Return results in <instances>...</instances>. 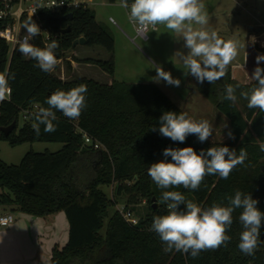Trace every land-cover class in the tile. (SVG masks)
<instances>
[{"label": "trees", "instance_id": "obj_1", "mask_svg": "<svg viewBox=\"0 0 264 264\" xmlns=\"http://www.w3.org/2000/svg\"><path fill=\"white\" fill-rule=\"evenodd\" d=\"M114 2L115 0H108ZM129 4L132 0H128ZM70 18L45 14L43 23L49 28V42L55 40L57 58L72 49V43L83 37L87 46H100L110 53L107 60L75 58L77 62L96 65L109 76L114 73L113 40L96 24L88 7L72 9ZM70 28L61 33L62 29ZM56 35V37H52ZM45 45L41 37L33 42ZM261 50V49H260ZM264 54V49L261 50ZM257 66V64H256ZM255 66V67H256ZM259 66L264 68V61ZM255 69V68H254ZM0 72L14 74L9 80L12 89L8 100L0 103V128L15 123L8 135L0 131V140L10 146L23 142H54L61 144L57 151H27L18 164H7L0 159V206L33 216L49 217L62 212L67 221V240L58 248L53 246L46 259L36 264H264V227L255 254L247 256L239 248L242 225L233 213V224L228 231L231 240L215 251H202L193 259L190 255L173 250L163 251L158 235L150 231L153 217L167 213L160 203L162 192L147 174L150 164L165 159L167 147H193L197 152L211 146H228L239 154L244 148L247 159L238 165L227 179L218 175L204 178L198 190L179 188L166 190L181 192L186 200L202 207L213 203L228 205V197L236 190L251 193L264 211V112L249 109L241 92H250L256 82L245 87L236 84L227 74L213 84L197 82V90L214 103L215 109L228 121L229 131L235 137L227 141L209 140L200 143L194 135L184 143L173 142L159 134V118L166 111L182 112L172 100L153 83L116 82L100 83L84 76L63 80L36 66V61L24 57L18 50L9 54L8 46L0 40ZM80 84L87 86L86 103L78 119H69L57 112V130L36 135L32 124L34 114L57 89L69 90ZM232 85L243 106L224 99L225 86ZM23 115H26L23 118ZM19 117L22 125L18 126ZM156 127L157 131H152ZM83 134L91 139L84 143ZM94 143L98 147H94ZM171 160V157L167 158ZM261 159V160H260ZM116 183L113 196L125 195L123 208L143 199L147 211L135 225L123 220L117 210H110L114 198L100 189ZM152 197L156 207L152 208ZM262 237V238H261Z\"/></svg>", "mask_w": 264, "mask_h": 264}, {"label": "clouds", "instance_id": "obj_2", "mask_svg": "<svg viewBox=\"0 0 264 264\" xmlns=\"http://www.w3.org/2000/svg\"><path fill=\"white\" fill-rule=\"evenodd\" d=\"M121 7L129 9L128 20L135 26L138 35L147 36L150 30L155 31L163 25L171 34L180 36L187 52L177 51L175 55L183 64L184 75L192 76L199 84L207 81L210 84L221 80L228 67L239 54L240 44L235 39H222L215 30H208L209 16L203 0H121ZM115 24V18L109 17ZM24 36L17 41L18 51L27 58L36 61V66L46 73H51L57 65L55 49L59 47L53 40L43 48L30 41L41 32L39 25L29 19L23 25ZM264 61V54L256 56V64L251 79L256 82L250 92H241L249 109L264 112V68L259 66ZM156 76L153 80H161L168 85L179 87L181 80L174 78L169 71L158 64H153ZM14 74L0 72V103L11 95L9 80ZM87 86L80 84L69 90L57 89L46 99L47 107H41L34 114L32 128L40 135L41 125L44 132L57 130L54 123L57 112L69 119H78L86 103ZM236 89L232 85L225 86L224 99L233 104L237 101ZM152 131H157L156 127ZM158 132L173 142L184 143L188 136L194 135L200 143H204L213 134V126L207 119L196 120L185 112L166 111L159 118ZM229 137L235 138L229 131ZM264 152V142L259 144ZM165 159L150 164L147 174L162 192L160 203L166 205L167 213L156 215L150 231L155 232L162 244L163 251L173 250L197 258L202 251H215L227 246L231 240L228 231L233 224V213L241 209L238 220L242 225L239 235V250L247 255L255 254L260 244L261 228L264 227V211L257 207L259 201L251 193L236 190L234 196L228 197V205L213 203L202 207L192 200H186L179 191L166 190L183 187L198 190L208 175H218L227 179L232 171L244 164L248 153L240 148L239 154L228 146H211L197 152L193 147L172 148L163 150ZM171 157V160L167 158ZM184 207L181 208L180 206Z\"/></svg>", "mask_w": 264, "mask_h": 264}, {"label": "rangeland", "instance_id": "obj_3", "mask_svg": "<svg viewBox=\"0 0 264 264\" xmlns=\"http://www.w3.org/2000/svg\"><path fill=\"white\" fill-rule=\"evenodd\" d=\"M205 10L209 16L208 30H215L222 39H235L239 42V54L232 64L242 61L243 52L247 50L245 59L248 58L243 68H231V79L240 86H246L252 82L253 65L256 62L257 50L261 54L258 45L251 44L245 47V35L247 28L257 20L264 27V0H203ZM121 0L109 2L108 0H90L88 8L94 14V20L108 33L113 40L114 73L109 76L96 65L77 62L75 58L107 60L110 53L100 46L76 45L72 49L64 51L63 56L57 58V65L52 73L63 80L73 76H84L100 83L131 82L153 83L159 87L172 102L193 119H207L213 126V134L208 138L213 141H227L228 121L214 106V103L197 90V81L192 76H185L183 64L175 55L177 51L187 52L183 47L180 36L169 33L163 26L158 25L155 31L150 30L146 39L135 34L134 25L128 20L129 9L120 6ZM109 17L115 18L116 23L109 22ZM264 38V35L261 36ZM249 39V38H248ZM250 40V39H249ZM27 58V57H26ZM240 63V62H239ZM153 64H158L165 71L171 72L174 78L181 80L179 87L168 85L161 80L159 83L153 80L156 71ZM237 105L243 106L241 99L237 98ZM22 125L19 117L18 126ZM61 148V144L54 142H23L10 146L6 141L0 140V159L7 164H18L27 151L54 152ZM261 160V159H260ZM116 183H110L100 187L109 198L116 200L110 210H119L124 203L125 195L114 197ZM153 203H156L153 201ZM10 209L9 207H4ZM131 213L138 219L147 211L146 202L143 199L129 205ZM11 210V209H10ZM129 210V209H128ZM61 236L66 239L67 232ZM43 259V258H42Z\"/></svg>", "mask_w": 264, "mask_h": 264}, {"label": "crops", "instance_id": "obj_4", "mask_svg": "<svg viewBox=\"0 0 264 264\" xmlns=\"http://www.w3.org/2000/svg\"><path fill=\"white\" fill-rule=\"evenodd\" d=\"M253 25L262 26V23L255 20ZM251 35L258 34L246 32L245 47H251L248 41ZM254 51L259 54L257 50ZM247 52H243L242 61L231 64L229 68H243L248 60L245 59ZM255 66L256 62L253 71ZM7 212L12 213L13 221L0 227V264H36L38 260L50 256L53 246L60 248L65 244L67 237L63 239L61 234L63 231L67 232L68 226L62 212L49 217H39L0 206V215Z\"/></svg>", "mask_w": 264, "mask_h": 264}, {"label": "built area", "instance_id": "obj_5", "mask_svg": "<svg viewBox=\"0 0 264 264\" xmlns=\"http://www.w3.org/2000/svg\"><path fill=\"white\" fill-rule=\"evenodd\" d=\"M90 0H0V40H3L7 46L9 54L14 50L18 49L17 41L21 39L26 30L23 28V25L29 19L35 21L41 32L38 35L41 37L44 45L49 42V28L43 23L42 18L45 14H51L55 17H63L67 14H70L72 9L79 7H88ZM113 24V23H112ZM134 30H135V26ZM156 30V29H155ZM264 30L258 35L249 36V43L259 46L262 50L264 49V38H261L262 34L264 35ZM135 34L142 39H146V36L143 37L138 35L135 31ZM56 37V35L52 36ZM33 42V39L30 41ZM26 115H23L25 118ZM84 143H90L91 139L83 134ZM94 147L97 148L98 144L94 143ZM119 214L123 220L131 225L137 223V219L131 213L130 210L124 209L123 206L118 210ZM13 221L12 213L7 212L0 215V227L7 226Z\"/></svg>", "mask_w": 264, "mask_h": 264}, {"label": "water", "instance_id": "obj_6", "mask_svg": "<svg viewBox=\"0 0 264 264\" xmlns=\"http://www.w3.org/2000/svg\"><path fill=\"white\" fill-rule=\"evenodd\" d=\"M71 14H67L65 16H63V18H70ZM70 30L69 26L66 27L65 29L61 30V33H65L68 32ZM263 30V26L261 25H251L247 28V32L250 34H259L260 32H262ZM85 42L83 37H79L78 39L74 40L72 43V47L76 46V45H83ZM15 123L12 122L9 126L4 127V128H0V131L4 133V135H8L9 132L11 131V129L14 127ZM152 201H154V197H152ZM156 207V203H152V208ZM181 208H183L184 206L181 205ZM262 238V237H261Z\"/></svg>", "mask_w": 264, "mask_h": 264}]
</instances>
